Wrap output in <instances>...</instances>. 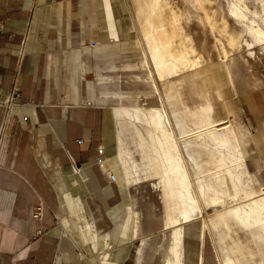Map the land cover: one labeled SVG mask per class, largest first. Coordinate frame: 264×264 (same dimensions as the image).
Wrapping results in <instances>:
<instances>
[{
  "label": "crops",
  "instance_id": "obj_1",
  "mask_svg": "<svg viewBox=\"0 0 264 264\" xmlns=\"http://www.w3.org/2000/svg\"><path fill=\"white\" fill-rule=\"evenodd\" d=\"M116 19L112 0H0V97L14 85L22 92L17 106L8 111L0 108V264H101L107 253L116 254L113 261L107 260L115 264H224L225 254L234 247L243 253L241 264H264V233L245 227L228 213L230 230L221 225L213 231L206 226L205 215H198L182 224V237L174 242V226H166L156 179L128 183L117 175L113 165L120 168V164L111 162L118 153L115 107L141 104L140 96L134 94L140 93L137 86L127 87V82L140 83L138 74L147 71L142 48L138 44L141 69L127 72H135L136 79L122 82L117 78L111 84L110 76L100 73L95 83L86 82L83 99L78 81L80 73L85 76L88 71L86 52L111 62L135 44L121 42L128 30L123 24L118 27ZM220 66L231 94L224 96L219 88L208 90L199 77L194 87L200 94L197 102L188 99L184 104L212 101L215 117L230 119L238 131V118L249 102L256 126L242 117L250 130L246 129L247 137L237 132L244 159L234 168L242 175L233 179L248 192L255 186L264 189L260 172L264 167V105L249 92L254 85L239 84L229 59ZM210 76L212 83H219ZM260 91L264 98V86ZM147 94L140 93L148 98ZM189 144L195 150V143ZM201 149L195 151L206 174V150ZM107 170L115 174L116 182L110 181ZM143 186L158 196L159 221L150 218L153 204L146 205L147 217L141 220L131 190ZM41 202L43 217L35 218L33 210ZM214 213L217 225L219 210ZM252 232L259 236L253 237ZM207 235L217 251L215 259L207 250Z\"/></svg>",
  "mask_w": 264,
  "mask_h": 264
},
{
  "label": "bare ground",
  "instance_id": "obj_2",
  "mask_svg": "<svg viewBox=\"0 0 264 264\" xmlns=\"http://www.w3.org/2000/svg\"><path fill=\"white\" fill-rule=\"evenodd\" d=\"M134 1L138 44L142 48L140 56L146 65L143 67L147 70L148 86L160 96L158 84L169 81L173 91L170 88L167 95L168 108L166 98L162 96L164 101L161 105L141 103L115 107L119 129L118 153L111 162L120 164V168L113 165L114 170L128 183L157 180L154 182L162 192L166 226H174V242L182 237V224L198 215H205V224L213 231L221 225L230 230L228 213L245 227H254L264 233L263 187L255 186L248 192L246 188L235 185L232 177L231 167L237 168L244 159L236 126L230 119L215 117V106L211 100L210 103L202 100L204 102L194 106L184 104L188 99L197 102L200 94L195 90L192 92L191 87H195L199 77L206 84H211L212 77L203 65L190 33L181 23V14L170 0ZM195 1L205 11L223 60L231 57L227 47L244 45L249 56H255L257 45L264 49V26L260 23L264 24V0H255L260 5L259 11L251 10L246 0H228V14L240 24L236 29L229 26L228 16L218 10L221 8L219 0ZM212 16L221 19V29L215 21L212 23ZM222 35L226 36V42ZM190 142L195 143V150L200 146L216 154L217 171L213 177L216 185L212 184L208 173L202 174L197 152ZM107 166L111 165L107 162ZM222 170L231 177L233 190L229 188L227 179L219 174ZM107 172L115 176L110 170ZM238 175H242L241 170ZM252 197L258 199L250 200ZM209 208L219 210L217 225L209 214ZM252 236L259 234L252 232ZM240 252L239 248H232L225 254L223 263L241 264L243 253ZM115 256V253L102 255L101 264H115L112 262ZM108 258L112 261L108 262Z\"/></svg>",
  "mask_w": 264,
  "mask_h": 264
},
{
  "label": "rangeland",
  "instance_id": "obj_3",
  "mask_svg": "<svg viewBox=\"0 0 264 264\" xmlns=\"http://www.w3.org/2000/svg\"><path fill=\"white\" fill-rule=\"evenodd\" d=\"M221 4V8L218 10H222L229 22V26L232 28H239L240 24L235 21L232 17L229 16L228 12V0H219ZM249 8L251 10H257L259 11L260 5L257 3L255 0H246ZM113 2V9L115 12V15L117 17L116 22L118 24V27L121 26V24L127 26L128 32L124 35V37H121V42L124 41H130V42H135V44L130 45L127 50L124 52H119L117 56L112 58V61L109 62V58H105L102 55L99 56H91L87 52L83 55L86 58V67L88 71L86 72V75L83 76V74L80 73V79L79 81V91H80V97L83 99L85 96L86 92V82L88 80L92 82H96L98 80V74L102 73L105 74L107 77L110 76L111 84L115 82V80L118 78L120 81L124 82L126 78L130 79H136L135 72L140 69L141 62L139 60V46L138 43L136 42L138 39V33L137 29L135 27V22L133 18L135 17L134 13L135 12V1L134 0H112ZM172 2L179 14H181V23L184 25L185 31L190 33L191 39H193V43L196 45V47L199 50V54L201 55V59L203 60V65L207 68V72L209 75H212L214 77H217L219 80L218 84L212 83L211 84H206V88L208 90H213L215 88H219V90H224L223 92L224 96H227V94H231L233 91L230 86L227 83L225 72L223 68H221L220 63L221 61H225L222 59L221 52L218 49L216 39L214 32L211 30L210 23L207 20L205 16V11L203 8L199 6L197 1L195 0H170ZM209 6V4H207ZM129 7V9H127ZM209 8V7H208ZM209 11H213V9L209 8ZM217 18H212V23H216V25L221 29L222 27V22L219 21L221 20L218 16ZM214 19V20H213ZM218 19V20H216ZM219 22V23H217ZM263 26L264 24L260 22ZM218 27L216 29H218ZM219 30V29H218ZM217 31V30H216ZM220 31V30H219ZM218 32V34H220ZM221 32V31H220ZM223 39L225 40L224 37L225 35H222ZM112 40V39H111ZM113 41V40H112ZM226 42V40H225ZM137 43V44H136ZM83 48V47H82ZM228 48V52L230 53L231 57H229V61L231 62V69L233 70L235 76H237L239 84H252L255 86V88L251 89L249 92L255 99V101L260 102V104L264 105V98L260 94L261 88L264 86V49L261 48V46L257 45L255 47V56H249L247 55L248 49L244 45L241 47H232ZM241 51V52H238ZM244 51V52H243ZM89 56V57H88ZM244 56V57H243ZM234 57V59H233ZM237 57V58H236ZM236 58V59H235ZM245 58L249 59L246 60ZM90 60L91 63H87V60ZM227 59V60H228ZM92 60L94 63H92ZM112 65V67H111ZM114 66V67H113ZM130 69L134 70V73L127 74V72L130 71ZM142 74L139 75V79H141L142 83H137L135 85L134 82L128 81L127 82V87H133L137 86L138 90L140 93L143 91L145 94L148 93L146 96L148 98L141 97L140 93L135 92L134 94L137 96H140V102H146V104H158V99L154 97V95H157V93L154 92L150 86H148V74L144 71L141 72ZM146 81L145 85L143 82ZM198 83V81H197ZM143 86H142V85ZM258 84H261V86H258ZM159 90H160V98L162 96L163 99H168L167 95L168 92L171 90L170 88H173L169 85L166 84V82H160L159 84ZM197 85V84H196ZM194 85V86H196ZM205 86H203L205 88ZM227 86V87H226ZM257 86V87H256ZM141 89V90H140ZM194 87H191V91L193 92ZM173 91V89H172ZM129 92V90H128ZM150 97H154L153 99ZM159 98V96L157 95ZM161 98V101H164ZM123 102L126 103L123 97ZM138 104L137 102L131 103V104ZM168 101L166 100V104ZM168 108V104H167ZM244 116V119L248 122L251 121L252 125L254 127L256 126V121L254 118L253 111L251 109V106L249 102H246L243 105V115L241 113V116L238 118L239 121V129L238 131L242 133L243 137H247V131L246 129H249L242 117ZM250 130V129H249ZM247 150H248V142L246 144ZM250 152H248V156H250ZM206 156H207V170L206 174L208 173V178H211L213 180V177L217 171L216 168H214V157L216 154L214 152L210 151L209 148L206 150ZM246 157V159H247ZM248 163L250 168L254 171L255 167L251 163V160L248 159ZM231 170L233 172L232 177L234 178L236 175L238 176V169H233L231 167ZM260 172L264 175V167L261 168ZM219 174L222 177H225L227 179L229 188L232 190V185H231V177L227 176L223 170L219 172ZM132 193L135 194L136 200H137V206L139 207L140 211V217L141 220L146 219V205L147 204H153L154 205V210H153V217L150 216L154 221H159L160 219V204H159V199L156 193L150 188L149 186H143L141 188H136L131 190ZM209 214L213 216L214 210L212 208H209ZM235 225H238L235 223ZM213 242L211 241L209 235H207V250L209 253H211L214 256V259L217 258V251ZM219 259V258H218ZM217 260V259H216ZM220 261V260H219ZM218 262V261H217Z\"/></svg>",
  "mask_w": 264,
  "mask_h": 264
},
{
  "label": "built area",
  "instance_id": "obj_4",
  "mask_svg": "<svg viewBox=\"0 0 264 264\" xmlns=\"http://www.w3.org/2000/svg\"><path fill=\"white\" fill-rule=\"evenodd\" d=\"M3 30L2 21L0 20V33ZM21 89L17 85L12 86V88L7 92V94L3 97H0V108H4L6 111L14 108L19 104V98L21 97ZM25 120L26 117H23ZM79 142L82 141V139H78ZM99 164L104 165V160L102 158H99ZM108 178L112 182H116V178L113 174L109 175ZM32 215L35 218H42L43 217V203H39L35 206Z\"/></svg>",
  "mask_w": 264,
  "mask_h": 264
}]
</instances>
